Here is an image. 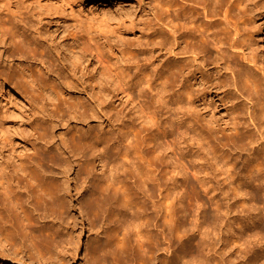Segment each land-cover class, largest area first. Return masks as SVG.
<instances>
[{
	"label": "bare ground",
	"instance_id": "bare-ground-1",
	"mask_svg": "<svg viewBox=\"0 0 264 264\" xmlns=\"http://www.w3.org/2000/svg\"><path fill=\"white\" fill-rule=\"evenodd\" d=\"M135 1L148 31L121 36L144 37L146 45L134 50L117 43V35H95L100 45H119L115 76L100 67V51L87 45L82 28L41 18L19 1L17 14L0 7L8 60H0V98L7 90L28 107L45 99L51 111L69 100L49 71V51L30 36L39 20L72 74L103 101H119L113 131L81 138L84 205L107 222L94 244L96 264H264V0ZM53 70L61 83L75 81ZM72 107L86 111L83 104ZM24 130L21 151L15 136L0 137V246L6 249L28 230L30 202L39 210L63 200L50 175L51 150L33 142L39 129L32 122ZM243 151L247 156L237 154ZM21 254L0 259L28 264Z\"/></svg>",
	"mask_w": 264,
	"mask_h": 264
},
{
	"label": "rangeland",
	"instance_id": "rangeland-1",
	"mask_svg": "<svg viewBox=\"0 0 264 264\" xmlns=\"http://www.w3.org/2000/svg\"><path fill=\"white\" fill-rule=\"evenodd\" d=\"M17 1L22 6H30L41 18L55 16L65 20L74 32L82 28L87 36L85 39L87 45L96 46L100 51L102 59L100 67L112 76H115V72L121 67L118 59L121 56L116 48L119 45L108 43L100 45L96 42L95 35L100 33L117 35V43L124 40L128 47L134 50L147 43L144 37L121 36L132 33L130 29L136 34L141 27L148 31L146 20L140 18L141 11L135 0H0V7L8 14H17ZM37 21L38 23L29 27L30 36L49 51L54 63L49 71L60 82L69 100L61 104L60 111H51L45 99L33 102L28 107L24 100L13 97L15 95L7 90L4 91L0 98V137L15 136L17 149L21 151L19 135H27L29 131L24 128L27 122H32L39 129L36 137L32 135L33 142L40 151L51 150V155L56 159V163L50 166V175L58 183L57 189L63 200L58 202L59 207L56 201V207L48 205L49 207L39 210L30 202L29 213L32 215H29V220H24L28 230L16 233L14 247L12 243L11 248L6 249L3 246L4 249L0 246V255L22 259L20 257L23 253V258L28 264H96L93 256L98 250L94 244L98 246L107 222L100 215L96 218L95 215L89 214L84 205L88 176L86 166L81 164L83 159L81 138L99 129L113 131L116 127L115 122L111 121V116L119 101L111 97L103 101L98 89L91 88L80 76H74L67 66L64 51L46 34L41 33L38 25L42 22ZM69 52L76 57L73 52ZM0 55V60L4 63L8 61L1 42ZM55 68H60L63 75H67L71 80L73 77L75 81L69 85L61 83L60 76L53 70ZM79 104L85 106L86 111L83 115L78 114L72 107ZM237 154L247 156L245 151ZM95 171L94 175L98 173ZM201 191L203 190L198 187V195L206 200ZM191 201L188 200L189 210L194 203ZM94 248L95 254L92 253ZM222 256L220 252L216 253V260L219 263L222 262ZM0 264L14 263L0 259Z\"/></svg>",
	"mask_w": 264,
	"mask_h": 264
}]
</instances>
